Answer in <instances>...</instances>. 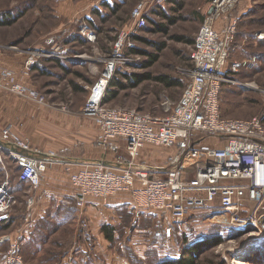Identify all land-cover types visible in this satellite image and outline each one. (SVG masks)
I'll use <instances>...</instances> for the list:
<instances>
[{"label":"built area","instance_id":"obj_1","mask_svg":"<svg viewBox=\"0 0 264 264\" xmlns=\"http://www.w3.org/2000/svg\"><path fill=\"white\" fill-rule=\"evenodd\" d=\"M160 1L137 2L131 11L130 25L118 33L102 74L89 87L83 113L98 125L96 143L114 153L116 160L91 162L78 171L67 169L77 191L78 209L83 213L91 196L107 201L113 195L127 192L135 203L137 219L145 209L183 225L195 210H207L212 221L218 219L226 226L251 228L249 232L264 242V118L226 117L221 105L222 84L233 82L234 75L243 70L257 68L263 58L262 53H256L231 60L239 25L232 12L241 0H209L193 44L188 83L178 100L161 101L162 112L104 102L116 75L131 74L140 68L142 56L131 52L137 47L135 36L147 26L150 7ZM81 33L96 42V31L85 17ZM254 38L264 40V30L254 33ZM69 50L68 45L58 43L57 35H52L43 46L28 50L23 71L26 74L33 71L41 58L81 57L69 56ZM0 89L41 105L47 103L46 95L22 83L15 71L2 67L1 46ZM147 145L174 150L170 165L138 162ZM32 151L30 142L12 125L3 127L0 156L15 162L19 181L28 182L30 191L42 184L55 161L50 156L57 157L36 156ZM34 201L30 195L29 208ZM15 202L11 181L5 179L0 183V222L12 218ZM1 264H26L19 241L11 243Z\"/></svg>","mask_w":264,"mask_h":264},{"label":"rangeland","instance_id":"obj_2","mask_svg":"<svg viewBox=\"0 0 264 264\" xmlns=\"http://www.w3.org/2000/svg\"><path fill=\"white\" fill-rule=\"evenodd\" d=\"M65 1L0 0V14L9 10L14 11L15 15L19 16L21 14L14 24L0 28V46L2 48V61L3 56L6 59L20 57L23 67L21 74L30 79L35 86L33 88L46 95L47 103L44 106L70 112L75 107L84 108L90 93L89 87L100 75L90 78L88 73L91 68H97L100 72L103 71L107 53L112 49L118 33L130 22L131 9L139 0H127L126 4L113 15L109 14L108 9L103 4L100 5L99 8H102L103 12H108L109 18L102 25L95 17L98 25L102 26L103 33L97 36L95 43L90 41V44L86 43L85 45H78L74 41L66 43L68 39H71L78 32L84 16L80 14L75 19L58 16L57 12L66 6ZM68 1L79 3L81 0ZM245 1L249 3L251 10L244 20L249 21L252 17L256 22L248 24L249 27L263 28L262 30H264V0H241L240 4H245ZM208 2L209 0H189L186 3L185 10L181 13V17L170 27L169 34L141 31L140 35L151 41L157 43L166 42V48L160 53L159 61L151 68L137 69L135 71L139 73L150 71L153 74H163L171 79H180L184 82V86L187 85L189 80L188 72L192 67L193 45L172 39V35L179 34L192 39L195 38L201 26L199 17L202 18ZM239 5L232 12L233 16H236ZM260 15L262 16L261 18L259 17ZM52 35H57L58 43L60 45H68L69 49L81 50L82 47L84 51L82 59L93 56L95 52L91 43H94L99 61L69 65V71L72 72L70 76L57 77L43 73L34 74L32 73L33 71L26 75L23 70L28 50L43 46L46 44V39ZM138 46L150 52H155L154 45L138 42ZM248 52L249 54L262 53V61L258 63L257 68L241 72L236 75L233 82L223 87L221 105L223 115L226 117L248 119L257 116L264 118V42L254 40L253 44L248 48ZM235 54L234 57L236 58L237 54ZM142 58L144 59L143 56ZM43 59L41 58L39 61ZM4 69L15 71L11 67ZM75 84L86 86V88L75 90ZM184 86L166 87L158 81H146L136 88H127L120 91L118 97L111 101L110 104L112 106L136 107L144 111L159 113L161 111V101L165 98L173 101L177 100L181 96ZM63 106L66 107V110L62 109ZM8 169L11 170V167ZM141 216L137 219L134 214L131 231L128 230V236L125 237L124 230H120V235L113 243V252L130 264H159L165 259L175 256L179 257L185 247L208 237L212 239L221 238L222 242L218 245L210 244L203 248L201 261L204 263L264 264L263 241L256 239L255 235L250 233L249 230L223 225V223L217 222L218 219L215 222L212 221L208 212L197 215L193 220H188L183 225L173 224L169 217L167 218L159 213H149L147 219H143ZM126 218H129V216L126 215ZM126 220L125 222L129 223L130 219ZM85 228L84 230L87 233L84 231V236L87 237L90 233L88 234V227L86 226ZM73 230V228H70V231L57 238L54 244L51 243L44 255L56 256L57 259H61L62 255L68 250H80L78 248L79 243H74V236L69 235ZM87 245L90 248L92 242L90 240L87 241ZM54 260L51 259L49 264ZM24 261L26 264H30L25 258ZM44 263L43 258H41L36 264ZM69 264L78 263L77 261L76 263L70 261Z\"/></svg>","mask_w":264,"mask_h":264},{"label":"crops","instance_id":"obj_3","mask_svg":"<svg viewBox=\"0 0 264 264\" xmlns=\"http://www.w3.org/2000/svg\"><path fill=\"white\" fill-rule=\"evenodd\" d=\"M106 1L114 3L113 0H81L79 3L66 0V6L64 9L59 10L57 14L60 17H70V19H75L78 15L83 14L88 20L96 21L93 12ZM156 3L161 4L165 9L170 6L167 0ZM99 9L102 10V8ZM250 10L249 3L245 1V4L239 5L235 15L244 20ZM107 13L104 12V14ZM241 23L239 37L236 35L237 40L235 39L231 53V60L252 56L254 53L249 54L248 48L253 44V41L264 42V40L255 39L251 33H244V31L250 30L249 21H242ZM126 25L128 27L130 22ZM91 44L95 53L90 58L82 59L84 55L82 47L81 50L73 49L74 52L71 51L69 56L81 55V57L78 59L44 58L38 62L32 73H43L57 77L70 76L72 72L69 71V65L99 61L95 44ZM235 52L237 54L236 58L234 57ZM2 67L13 68L20 75L21 82L30 87H35L27 76L21 74L23 67L19 56L15 59H6L3 56ZM244 71L248 70L241 72ZM102 72L97 68H91L88 75L90 78H94L98 74L101 75ZM99 76H97V79ZM84 87L86 88V86ZM84 87L82 86V88ZM160 112H162V109ZM7 125H12L21 137L30 142L34 150L31 153L36 156L52 154L57 155V157L50 156L51 159H55L54 163L46 172L40 187L37 190L30 191L28 182L19 181L17 176L19 169L15 162L9 157L0 156V181L8 179L6 176L9 174L16 197L12 218L0 222V264L7 249L16 240L20 243L23 257L30 264H36L41 258H43L44 264H49L51 259H55L51 264H69L70 261L74 263L77 261L78 264H130L113 252V243L120 235V230H124L125 237L128 236V230L131 231L132 219L135 214V203L132 196L127 192H122L111 196L107 201L91 196L88 198L84 213H81L75 198L77 191L72 185L67 172L68 168L78 171L83 165L91 162L113 163L116 160L114 153L107 151L96 143L99 128L95 120L84 115L83 108L75 107L73 111L64 112L61 109L40 105L32 100L9 94L0 89V133L3 127ZM120 143H123V141H120ZM217 145L221 146V143ZM174 157L175 151L170 148L147 145L141 150L138 162L154 166H167L170 165ZM10 167L11 170L8 169ZM30 195L35 198L32 208L28 207V197ZM207 212L209 213L207 210H195L189 220H193L197 215ZM149 213L157 212L144 209L141 217L147 219ZM126 215L129 218H126ZM125 219H130L129 223H126ZM105 225L109 228V232L114 235V240L107 237L104 231ZM86 226L88 227V234L90 233L87 237L84 236L87 233L84 230ZM70 228L74 230L69 235L74 236V243H79L78 248L80 250H68L62 255L61 259H57L56 256H45L47 247L51 243L54 244L57 238L69 232ZM89 240L92 242L90 248L87 245ZM93 240L95 241L93 242ZM52 251L55 252L54 249ZM176 258L178 257H171V259Z\"/></svg>","mask_w":264,"mask_h":264},{"label":"trees","instance_id":"obj_4","mask_svg":"<svg viewBox=\"0 0 264 264\" xmlns=\"http://www.w3.org/2000/svg\"><path fill=\"white\" fill-rule=\"evenodd\" d=\"M114 3H110L108 1L104 2L103 5L105 8H107L108 12L110 15L115 14L119 11V9L124 6L127 2V0H113ZM189 0H167V3L170 5L168 9H165V7H163L161 4L155 3L150 7V10L147 14V18H148V26H146L144 29H142V31H154V32H162L165 34H169L170 32V27L172 25H174L178 19L181 17V13L185 10L186 7V3ZM137 4V3H136ZM135 4V5H136ZM134 5V6H135ZM133 6V8H134ZM132 8V9H133ZM131 9V10H132ZM257 12V11H256ZM94 17H96V19H98L102 25L103 22L107 21V18H109L108 14H104V12L101 9H95L94 10ZM254 14L256 15V13L254 12ZM21 14H19L20 16ZM18 15L14 14V11H6L4 13L0 14V28L3 26H8V25H12L14 24L18 17ZM260 18L262 17L261 15L259 16ZM199 19H201V23L203 20V16L202 18L199 17ZM239 19V25H238V34L237 37H239V28L242 25V21L245 22L246 20H241V18ZM246 19V18H245ZM88 22L90 23V25L95 29L97 36L101 35L103 33V29L102 26H99L98 23L95 20H88ZM256 21L254 20V18H250L249 19V23L253 24ZM81 26H79L78 28V32H76V34L71 38L68 39L66 43H70V42H76L78 43V45H85L86 43L90 44V41L81 33ZM250 30L244 31V33L246 34V32L249 34L251 33L252 35H254V33L259 30L256 28H249ZM141 33H139L138 35L135 36V40L137 42V47L134 48L133 50H131L132 53H136V54H140L141 56L144 57V59L141 62V68L142 69H149L151 68L155 63H157L160 59V53L162 51H164V49L166 48V42H161V43H157L154 41H151L145 37H143L142 35H140ZM250 34V35H251ZM172 39H175L177 41L180 42H185L187 44L193 45L195 43V38H189L186 37L184 35H172ZM237 40V38H236ZM138 42H143L146 44H151L155 46V52H150L146 49H143L141 47L138 46ZM74 49V48H73ZM73 49L71 48V51H73ZM111 51V50H110ZM109 51V53H110ZM237 74L234 75L233 78L236 77ZM158 81L162 84H164L166 87H173V86H179V87H183L184 86V82L180 79H171L166 75L163 74H153L150 71H145V72H133L131 74H123V73H119L118 75L115 76V78L111 81L109 88L106 92L105 98H104V102L111 105L110 102L113 101L116 97H118L119 92L122 90H125L127 88H136L138 87L140 84H142L143 82L146 81ZM229 83L225 82L222 84V90L223 87L228 85ZM186 87V85L184 86V88ZM82 88V86L75 84L74 85V89H80ZM222 90H221V95H222ZM180 98V97H179ZM178 98V99H179ZM177 99V100H178ZM140 109V108H139ZM142 110V109H140ZM144 111V110H143ZM11 176L8 174L6 176V178H10ZM2 181H0L1 183ZM251 228H247L244 230H250ZM104 231L107 235V237L111 240H114V235H112L109 232V228L105 225L104 226ZM222 242V239H212V238H205L204 240L197 242V243H193L187 247L184 248L183 252L180 254V256L176 259H165L161 262H159V264H207L201 261V254L203 251V248L213 244V245H218Z\"/></svg>","mask_w":264,"mask_h":264}]
</instances>
